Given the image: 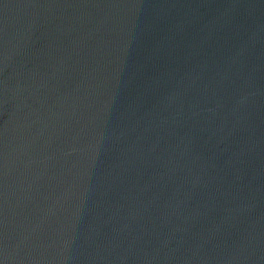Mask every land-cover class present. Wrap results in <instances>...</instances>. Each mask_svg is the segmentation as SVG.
Here are the masks:
<instances>
[{
	"label": "water",
	"instance_id": "water-1",
	"mask_svg": "<svg viewBox=\"0 0 264 264\" xmlns=\"http://www.w3.org/2000/svg\"><path fill=\"white\" fill-rule=\"evenodd\" d=\"M0 264H264V0H0Z\"/></svg>",
	"mask_w": 264,
	"mask_h": 264
}]
</instances>
